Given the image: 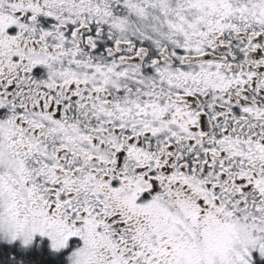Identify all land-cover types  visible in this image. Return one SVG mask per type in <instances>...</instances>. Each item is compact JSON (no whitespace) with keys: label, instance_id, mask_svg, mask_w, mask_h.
Here are the masks:
<instances>
[{"label":"snow or ice","instance_id":"1","mask_svg":"<svg viewBox=\"0 0 264 264\" xmlns=\"http://www.w3.org/2000/svg\"><path fill=\"white\" fill-rule=\"evenodd\" d=\"M0 264H264V0H0Z\"/></svg>","mask_w":264,"mask_h":264}]
</instances>
